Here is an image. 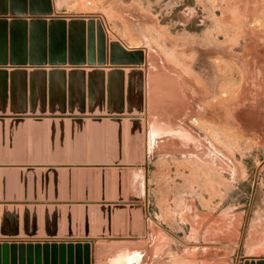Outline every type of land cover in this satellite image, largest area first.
Returning <instances> with one entry per match:
<instances>
[{"label": "rangeland", "instance_id": "rangeland-1", "mask_svg": "<svg viewBox=\"0 0 264 264\" xmlns=\"http://www.w3.org/2000/svg\"><path fill=\"white\" fill-rule=\"evenodd\" d=\"M37 1L55 7L41 17L65 23L67 38H81V26L68 24L84 22L94 55L86 51L84 60L59 64L5 63L0 71L135 72L120 77L124 90L113 98L119 104L127 102L124 93L136 102L143 81V112L118 115L142 119L147 159L104 167L111 174L126 169V203L116 214L121 220L130 213L139 236H123L129 220L115 223L114 216L102 234L103 208L114 207L108 200L83 211L94 212L92 222L79 218L72 225L63 221L64 206L41 203L48 201L40 196L47 184L66 171L64 163L0 157V264H110L122 247L138 250L142 264H264V0ZM8 16L16 17L0 19ZM9 112L0 110L2 130L16 118ZM33 112L15 113L30 119ZM75 205L79 211L80 202ZM66 226L74 235H63ZM87 230L93 236H83ZM86 243L90 254L59 251L62 244Z\"/></svg>", "mask_w": 264, "mask_h": 264}, {"label": "water", "instance_id": "water-1", "mask_svg": "<svg viewBox=\"0 0 264 264\" xmlns=\"http://www.w3.org/2000/svg\"><path fill=\"white\" fill-rule=\"evenodd\" d=\"M3 4H0V14L7 15L10 13L12 16H28L31 15V20L27 21L26 19H18L21 17H13L14 19L10 22H8L5 18L0 19V64L8 63V58L10 54L11 62L13 65L18 64H24L27 63L25 60L22 61L21 56L19 53H23L26 55L27 53L30 54V62L31 64L34 63H40V62H47L50 63H63V62H78L81 60H84V57L88 53L89 55H94V52L91 48L87 49V42L88 39H85V23L84 22H70L68 24L69 28L72 30L73 26L76 24H79L81 26L82 34L81 38H79V33L76 35V40L74 37L67 38L66 35V24L65 23H56L55 20H52L48 23L47 20L43 19L44 15H51L53 12L52 5H50L48 2L47 4L43 1L36 2V0H3ZM29 2V6H27V3ZM74 29V28H73ZM17 33H20V37L17 36ZM77 34V33H76ZM79 38V39H78ZM78 39V40H77ZM90 40V39H89ZM92 42V40H91ZM90 42V45L92 43ZM10 44V46H9ZM89 45V44H88ZM89 45V46H90ZM87 51V53H86ZM76 53H79L80 55L77 56ZM101 60V59H99ZM104 60V59H103ZM90 64H94L95 60L94 57L89 58ZM102 62V61H101ZM112 71H104L102 69H89L88 72L85 71H65V70H57V71H42V70H31L27 71L24 69H13L10 72L8 71H0V75L3 77L2 81L4 82V87L2 85L5 95H7V92L9 91V81L14 82V80H17L20 78L23 82L21 91L23 92V98H28V91L29 95L32 100V92L35 93L34 85L37 82V79H39L40 84L38 83V86L42 89L43 98L42 101H46V93H47V83L52 82L56 80L54 78L58 75L62 78L63 86H66V83H69V86H73V81L78 77L79 78V86H80V93L84 99L82 101H86V94L90 105V111L91 112H104L108 111L111 113H124L128 112L132 115H139L143 112V98H142V90H143V81L140 78L138 81V95L137 103L131 102L130 100V93H124L125 98L127 97L126 106L124 105V102H120V104L117 101H113V98H118V92L119 89L123 88L125 82L120 80L121 78L127 77L135 74V72H123L119 70H113ZM141 74L138 76L140 77ZM54 78V79H53ZM68 78V79H67ZM118 80V84L116 82L114 83V80ZM1 81V80H0ZM38 81V82H39ZM95 81H100L99 84H96ZM41 85V86H40ZM72 91V90H71ZM128 91H130L128 89ZM13 94V90H11ZM40 92V91H37ZM74 92V91H73ZM122 94V93H121ZM71 98V97H70ZM107 98V99H106ZM13 101V99H12ZM107 106V110H106ZM6 111V110H4ZM12 112H19L18 109H12ZM22 111V110H21ZM33 111V110H31ZM45 111V109H44ZM53 112V110H51ZM137 117V116H134ZM132 118L129 119L127 122H124L123 119H113L111 120L108 125V133H111L113 129H117L119 140H121V144L124 142V137L127 141L128 146V156L126 159L123 158H115V157H109L108 163L109 164H122L126 161V163L131 165L140 166L141 164H144L145 159H147L148 152L146 151L144 147V139H143V129L144 125L141 118ZM21 121V120H20ZM19 120L12 121L7 125L5 122L6 129L9 130V128L12 130L14 126L20 122ZM135 126L139 127L138 132V140H133L135 138V129H137ZM133 133V135H132ZM160 134V133H159ZM158 135V132L157 134ZM154 135V136H156ZM148 136L149 139L152 138L150 135V130H148ZM153 143L150 146L151 149L154 147ZM146 155V156H144ZM11 162L13 163H23L26 162L25 157L23 158H17V157H10ZM37 157H30L31 162H36L34 159ZM16 159H19L18 161ZM106 158L101 159H93L89 158L88 162L90 164H103L105 162ZM52 162H64V159L58 160V159H51ZM69 162L71 163H77L78 161H75L74 159H69ZM84 162V160L79 161ZM146 170L148 169L147 163L145 164ZM73 169H66V172L72 173ZM80 172L83 173H89L94 175L95 173L105 175L107 177H113V180L115 182L114 185V191L112 197H106L102 192H99L98 195H96V201H105L109 199H112L114 202H111V204H114V207L111 208L110 206H107V209L103 208L107 211V230L102 231V234L109 233L108 228L111 227L110 223L112 224V219L114 216L113 221L116 223L118 221H121L123 224L128 223L129 220V228L124 232H121L123 236H126L129 234L130 236H139L138 233L135 232L134 225L132 224L133 218L132 215L124 214L122 215V219L120 220V216L116 214V210L118 206H125L122 205L126 203V196H127V183H128V176L126 175V169H116L113 170V174H111V170L108 168H98L96 171L93 169H82ZM57 174H59V171H56ZM113 175V176H112ZM87 190L81 193L80 196V206L81 208L78 209L75 208L76 205L73 204H65V205H58V204H49L48 207H60L64 206L63 208V216H64V222H69L71 225L72 223L78 222L79 218L80 221H86V222H92V219L94 217V212L88 214L86 216L83 211L87 212V206H90L92 202L94 201V196L91 194V189L86 187ZM40 195V194H39ZM38 195H34V199H38ZM42 199L45 200H52L49 196V192L46 191V194L40 195ZM73 198V197H72ZM69 199V198H64ZM97 203V202H96ZM99 204V203H97ZM102 205H105L106 203H100ZM110 204V203H109ZM107 205V204H106ZM84 207V208H82ZM55 215L54 218L56 222H60L61 218H58L62 214L59 212V210L56 211V208L53 209ZM51 211V209H48V214ZM56 211V212H55ZM85 218L84 220L82 217ZM98 215V211H97ZM129 216V219H128ZM102 218V217H97ZM86 219V220H85ZM50 222L49 220H45ZM102 221V220H101ZM128 225V224H127ZM112 228V227H111ZM116 232L118 233V226L115 225ZM65 232L63 235L72 236L74 233H72L71 229H67V226L65 228ZM71 231V232H70ZM67 233V234H66ZM84 233L83 236L89 237L93 236L90 231L82 232ZM56 247V245H54ZM61 250H59L62 253H85L90 254L91 253V246L89 243L84 244L83 246L81 244H78L76 246H73L72 244L66 246L65 244L60 245ZM66 248H69L66 250ZM55 252L57 250H54ZM116 256L113 262H110V264H142L141 258H140V252L135 249H131L129 247L121 248L118 251L115 252ZM144 264V263H143Z\"/></svg>", "mask_w": 264, "mask_h": 264}, {"label": "crops", "instance_id": "crops-1", "mask_svg": "<svg viewBox=\"0 0 264 264\" xmlns=\"http://www.w3.org/2000/svg\"><path fill=\"white\" fill-rule=\"evenodd\" d=\"M53 8L55 11V7ZM16 17H21L18 19H26L27 21L32 19L24 16ZM5 19L10 22L14 18L8 16ZM17 36L20 37V33H17ZM8 55L7 61L10 63L11 57L10 54ZM19 55L22 61L30 62L29 53L26 55L19 53ZM54 78L56 80L47 83L45 102L42 101V89L38 86V83L40 84L39 79L34 85L35 93L32 92L33 101L31 98L23 101V92L21 91L23 82L20 78L18 80L16 78L13 83L9 81L7 95L2 88L4 82L0 81V110L34 111L30 119H20L15 112L6 113L10 118L16 117L13 121H21L14 126L12 132H10V128L9 130L0 129V157L30 158L41 156L58 160L64 159V162H61L64 163L63 168L73 169L72 173L64 172L62 177L52 179L56 184H47L46 189L52 200L41 203L75 205L81 202L80 196L82 192L87 190L86 187L91 189L94 200H96V195L99 192L111 198L115 185L113 177L98 175L97 173L90 177H84L80 170L88 168L96 171L98 168H104L110 165L107 160L109 157L127 158L126 138H123L124 142L121 144L117 129L114 128L111 133H108L106 128L111 120L119 119V115L118 113L107 115L103 112H91L87 94L86 101H82L84 98L79 91L78 77L73 81L72 87L69 86L68 82L66 86H63L62 78L59 75L54 76ZM115 82L118 84L119 81L116 79ZM95 83L99 84L100 81H95ZM11 90H13V94ZM29 94L28 91V97ZM123 102L126 106V102ZM122 117H125V114ZM122 119L126 122V118ZM8 133L10 137H8ZM70 158L78 162L71 163L69 162ZM89 158L106 159L103 164H90ZM82 160L84 162H79ZM122 164H126V161ZM65 197L69 199L65 200ZM109 202H113V200L109 199Z\"/></svg>", "mask_w": 264, "mask_h": 264}, {"label": "bare ground", "instance_id": "bare-ground-1", "mask_svg": "<svg viewBox=\"0 0 264 264\" xmlns=\"http://www.w3.org/2000/svg\"><path fill=\"white\" fill-rule=\"evenodd\" d=\"M167 57V56H166ZM249 57H250V55H249ZM169 58V57H168ZM167 59V58H166ZM172 60V59H171ZM174 63H176V62H174ZM177 64V63H176ZM170 66V65H169ZM184 70V69H183ZM219 139V138H218ZM217 138H216V140H218ZM212 141H214V140H212ZM215 143H216V141H215Z\"/></svg>", "mask_w": 264, "mask_h": 264}]
</instances>
